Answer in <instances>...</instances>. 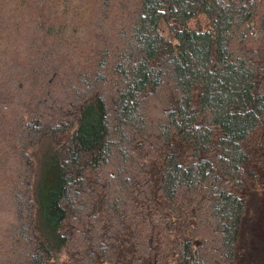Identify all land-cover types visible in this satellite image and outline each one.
Here are the masks:
<instances>
[{"label":"trees","instance_id":"1","mask_svg":"<svg viewBox=\"0 0 264 264\" xmlns=\"http://www.w3.org/2000/svg\"><path fill=\"white\" fill-rule=\"evenodd\" d=\"M263 185L264 0H0V264H264Z\"/></svg>","mask_w":264,"mask_h":264},{"label":"rangeland","instance_id":"2","mask_svg":"<svg viewBox=\"0 0 264 264\" xmlns=\"http://www.w3.org/2000/svg\"><path fill=\"white\" fill-rule=\"evenodd\" d=\"M194 23V22H193ZM192 23V24H193ZM199 24L202 26L203 25V19L202 18H199ZM163 31V34L168 37L167 35V32L166 30H162ZM93 113L91 112H87V114H85L84 116H91L94 114V111H92ZM89 120H91L90 117H88ZM86 121V120H85ZM31 156H32V159L37 166V159L39 158V155H40V151H32L30 152ZM44 158V156H43ZM44 171V170H43ZM42 171V173H43ZM39 173V171H38ZM46 176L47 174L44 176L43 179L40 180V183L39 184H34L32 186V197H33V201L35 203V197L39 196L41 199H42V203H44V213L45 214V208L49 205V207L51 206L49 203H48V197L52 191V188L50 189V184H48V182H46ZM263 179V178H262ZM263 188H264V185H263ZM263 190L259 191L258 192V196L259 197H262V193ZM260 199V201H259ZM258 199V207L259 205H261V203L263 202V198H259ZM37 209V207H36ZM259 209H261L260 207L257 209V211L255 212L253 208H250L249 211H248V214L246 215V219L243 221L242 223V228H241V236L239 237V241L241 240V242H243L245 245H247V248L246 250L250 251V250H254V244L250 245L251 242H253L255 239H258V243H255V246H258V252H263L262 249H263V241H262V237H259V234L258 232H264V217L260 219V216H264V211H259ZM46 217H44L43 215V220L44 222L46 221L45 219ZM250 243V244H249ZM258 253V254H259Z\"/></svg>","mask_w":264,"mask_h":264}]
</instances>
